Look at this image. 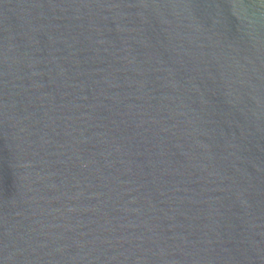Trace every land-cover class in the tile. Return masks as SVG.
<instances>
[{
	"label": "water",
	"instance_id": "1",
	"mask_svg": "<svg viewBox=\"0 0 264 264\" xmlns=\"http://www.w3.org/2000/svg\"><path fill=\"white\" fill-rule=\"evenodd\" d=\"M0 264H264V0H0Z\"/></svg>",
	"mask_w": 264,
	"mask_h": 264
}]
</instances>
